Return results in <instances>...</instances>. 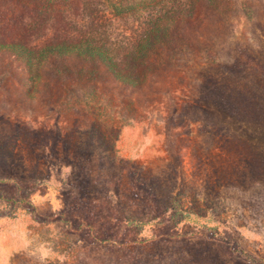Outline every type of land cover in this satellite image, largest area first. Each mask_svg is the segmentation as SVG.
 Here are the masks:
<instances>
[{
	"label": "rangeland",
	"instance_id": "obj_1",
	"mask_svg": "<svg viewBox=\"0 0 264 264\" xmlns=\"http://www.w3.org/2000/svg\"><path fill=\"white\" fill-rule=\"evenodd\" d=\"M0 264H264V0H0Z\"/></svg>",
	"mask_w": 264,
	"mask_h": 264
},
{
	"label": "trees",
	"instance_id": "obj_2",
	"mask_svg": "<svg viewBox=\"0 0 264 264\" xmlns=\"http://www.w3.org/2000/svg\"><path fill=\"white\" fill-rule=\"evenodd\" d=\"M77 46V45H76Z\"/></svg>",
	"mask_w": 264,
	"mask_h": 264
}]
</instances>
